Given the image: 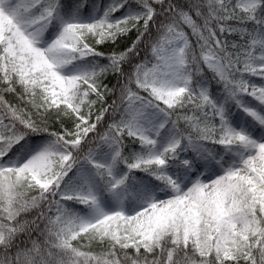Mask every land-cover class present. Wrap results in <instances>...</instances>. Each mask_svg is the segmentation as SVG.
<instances>
[{
	"label": "snow or ice",
	"instance_id": "obj_1",
	"mask_svg": "<svg viewBox=\"0 0 264 264\" xmlns=\"http://www.w3.org/2000/svg\"><path fill=\"white\" fill-rule=\"evenodd\" d=\"M0 264H264V0H0Z\"/></svg>",
	"mask_w": 264,
	"mask_h": 264
},
{
	"label": "trees",
	"instance_id": "obj_2",
	"mask_svg": "<svg viewBox=\"0 0 264 264\" xmlns=\"http://www.w3.org/2000/svg\"><path fill=\"white\" fill-rule=\"evenodd\" d=\"M116 15H119V13H117ZM134 37H135V33L132 34V38H134ZM230 39H231V37H230ZM123 46H124V45L122 44V45H121V48H122ZM112 82H114V77H109V80L106 81V83H109L110 86H111V83H112ZM8 99L11 100L12 97L9 96Z\"/></svg>",
	"mask_w": 264,
	"mask_h": 264
}]
</instances>
